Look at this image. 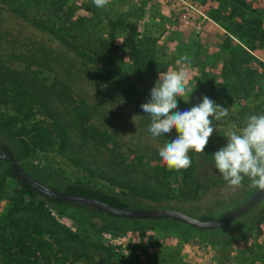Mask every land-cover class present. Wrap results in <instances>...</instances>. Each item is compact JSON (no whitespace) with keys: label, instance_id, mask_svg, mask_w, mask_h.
Instances as JSON below:
<instances>
[{"label":"rangeland","instance_id":"1","mask_svg":"<svg viewBox=\"0 0 264 264\" xmlns=\"http://www.w3.org/2000/svg\"><path fill=\"white\" fill-rule=\"evenodd\" d=\"M69 1L97 8L93 0ZM97 10L102 23L91 32L96 37L108 34L114 39L122 71L129 81L134 82L136 77L130 53V26L134 23L136 39L143 51L152 53L164 63L150 71L147 77L150 90L160 74L183 68L190 77L188 89L193 90L189 98L187 95L176 97L180 111L202 103L203 96L228 108L227 116L213 121L211 142L218 144V137L223 133L240 132L243 127L231 116L244 106L253 111L264 106V78L257 75L254 81L246 79L247 68L242 66L239 67L242 73L236 77L231 75L228 81L247 87L250 95L243 103L225 105L210 94L225 80L221 69L232 50L239 57L244 51L238 45L250 50L244 40L251 42L252 33L244 35L240 41L228 33L226 26H239L242 18L257 17L263 22L259 30H264V0H109L107 6ZM11 54H24L30 60L11 63V57H7ZM0 56L8 60V65L31 70L48 83L55 76L61 79L87 103L91 124L107 132L126 156L144 154L155 163L162 162L158 155L160 148L176 138L173 131L152 137L148 131L151 117L141 108V104L149 100L145 95L130 98L117 88L99 82L92 67L56 36L3 4H0ZM49 107L68 131L64 150L54 148L26 154L20 139L1 124L0 140L14 151L28 172L46 184L81 181L109 191L119 189L113 178L121 175L109 160L114 146L104 147L83 139L73 125L74 118L69 110L54 96L49 98ZM9 168L10 162L0 159L1 241L14 236L5 225L6 217L13 212L22 219L43 223L48 237H56L77 264H264V200L229 225L213 230L174 220L131 221L86 206L41 204L22 195L21 186L9 175ZM134 181L141 188L164 192L171 198L166 202L169 207L184 211L192 206L178 201L179 185L175 177L166 180L170 189L143 172L134 174ZM256 190L244 186L234 191L214 190L207 199L195 204L228 212L239 205L232 200L237 196L235 192L245 197L240 202L243 203ZM140 202L143 208L155 205L150 201Z\"/></svg>","mask_w":264,"mask_h":264},{"label":"trees","instance_id":"2","mask_svg":"<svg viewBox=\"0 0 264 264\" xmlns=\"http://www.w3.org/2000/svg\"><path fill=\"white\" fill-rule=\"evenodd\" d=\"M0 4L9 6L19 16L56 36L92 67L96 75L94 77L99 82L117 88L130 98L145 95L150 99L147 77L152 69L161 67L164 63L147 50H145L147 53L143 51L136 39V24L132 23L130 26V53L136 76L135 81L131 82L122 71L114 39L108 34L104 37H96L91 32L102 23V19L97 17L98 10L94 6L77 5L69 0H0ZM239 24V26L228 25L226 29L240 41H243L244 35L252 33L251 42L244 40L250 50L238 45L244 51L241 57L235 53V50H232V55L228 56L227 62L221 69L225 80L219 84L218 88H213L210 92L215 100L225 105L243 103L250 95L245 85L228 81L231 75L236 77L242 73L239 70L240 66L247 68L246 79L254 81L257 75L264 78V30H259L263 22L257 17L249 20L242 18ZM258 30L259 34L256 33ZM229 39L235 42L231 37ZM7 57H11L9 62L18 64L30 60V57L24 54H11ZM7 62L8 60L0 56V124L20 139L26 154L54 148L62 151L66 148L68 131L51 112L49 107L51 96H54L69 110L74 118L73 125L76 126L83 139L94 141L104 147L114 146L111 148L109 160L121 175L113 178L119 189L109 191L102 186L90 185L81 181L48 184L49 186L61 191L89 195L121 208L140 207V201H150L155 204L149 207H169L166 202L171 198L164 192L141 188L140 184L134 181V174L143 172L161 181L166 189H170L166 180L175 177L179 185L178 201L181 204L192 205L184 210L186 212L203 219H213L226 213V210H214L210 206L201 208L195 204L207 199L214 190L234 191L237 189L228 185L214 164L213 154L227 144L226 133L218 137V144L209 140L203 155L190 150L191 166L174 174L175 170H169L162 162L155 163L149 156L135 154L130 157L126 156L123 151L120 152L118 150L120 145L107 132L91 124V111L84 99L57 76L51 83H48L37 73L13 67ZM136 83L142 85V88ZM177 110L180 111L179 108L174 111ZM237 113L232 115L231 119L236 121L240 127H245L249 116L264 114V106H258L255 111L249 106H244ZM172 131L175 136L178 135L175 129ZM23 168L27 171L24 166ZM9 175L17 180L22 188L23 196L32 197L41 204L50 206L71 204L104 212L80 203L55 200L36 192L17 179L12 171L11 163ZM241 186L254 188L247 177L244 178ZM235 194L237 196L232 200L240 205L245 197L239 192ZM154 220L177 221L172 218ZM5 225L9 231L14 233V236L6 237L2 241L0 239V264H77L56 237H48L45 226L38 220L22 219L10 212L6 217Z\"/></svg>","mask_w":264,"mask_h":264},{"label":"clouds","instance_id":"3","mask_svg":"<svg viewBox=\"0 0 264 264\" xmlns=\"http://www.w3.org/2000/svg\"><path fill=\"white\" fill-rule=\"evenodd\" d=\"M93 3L97 8H104L109 0H93ZM189 79L183 68L160 74L150 90V99L141 104L143 112L151 117L148 131L153 138L167 135L172 129L178 133L158 152L169 170L188 169L191 166L189 151L203 155L214 131L213 121H220L228 115V108L207 96L190 110L174 111L178 108L176 97L187 95L189 98L193 90L188 89ZM213 158L215 168L229 186L238 188L247 177L252 187L264 190V114L249 116L239 133L229 132L227 144L217 150Z\"/></svg>","mask_w":264,"mask_h":264},{"label":"water","instance_id":"4","mask_svg":"<svg viewBox=\"0 0 264 264\" xmlns=\"http://www.w3.org/2000/svg\"><path fill=\"white\" fill-rule=\"evenodd\" d=\"M0 159H8L11 163L12 171L17 179L44 196L59 201L80 203L91 206L108 214L126 219L172 218L199 229L213 230L229 225L230 223L250 212L264 200V190L257 189L243 203L213 219H203L199 216H194L189 212L172 207L121 208L89 195L57 190L54 187L39 181L23 168L14 151L1 140Z\"/></svg>","mask_w":264,"mask_h":264}]
</instances>
